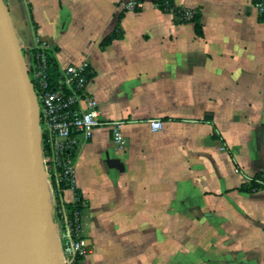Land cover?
<instances>
[{
  "label": "crops",
  "instance_id": "crops-1",
  "mask_svg": "<svg viewBox=\"0 0 264 264\" xmlns=\"http://www.w3.org/2000/svg\"><path fill=\"white\" fill-rule=\"evenodd\" d=\"M123 1L21 0L20 47L37 35L59 66L87 60L106 122L78 136L59 198L84 201L81 264H264V187L239 190L264 171V18L254 0H172L199 13L197 34L151 0Z\"/></svg>",
  "mask_w": 264,
  "mask_h": 264
},
{
  "label": "water",
  "instance_id": "water-1",
  "mask_svg": "<svg viewBox=\"0 0 264 264\" xmlns=\"http://www.w3.org/2000/svg\"><path fill=\"white\" fill-rule=\"evenodd\" d=\"M19 12L25 18L21 0ZM123 170L119 159L106 157ZM47 172L38 105L10 12L0 0V264H64Z\"/></svg>",
  "mask_w": 264,
  "mask_h": 264
},
{
  "label": "built area",
  "instance_id": "built-area-1",
  "mask_svg": "<svg viewBox=\"0 0 264 264\" xmlns=\"http://www.w3.org/2000/svg\"><path fill=\"white\" fill-rule=\"evenodd\" d=\"M157 6L154 0H151ZM253 6L260 18H264V0H254ZM124 10L141 11L144 8V0H125L122 2ZM169 11L176 14L181 22H191L196 10L193 8L174 7ZM22 49V48H21ZM33 49L35 54L30 56L27 71H30V81L38 105L39 130L41 138L42 161L47 172V179L56 189L60 198V183L63 182L69 188L73 187L74 161L70 151L78 144V136L87 139L93 130L106 122L99 119L97 101L85 91L91 71L87 60L77 64L69 63L63 67L59 66L58 76L52 79L48 73L46 53L53 51L46 41L37 35L29 51ZM113 139L123 142L122 136L117 129L119 123H115ZM152 130L161 128V121L153 119L150 121ZM42 137L48 146L50 154L44 155L42 148ZM239 172V169H235ZM251 178L248 179L250 181ZM259 182V181H257ZM261 183L264 184V181ZM60 212L62 214V234L59 241L64 264H81L83 257L89 252L84 244L78 221L71 227L67 219L62 203ZM84 206V205H83ZM80 212V211H79Z\"/></svg>",
  "mask_w": 264,
  "mask_h": 264
},
{
  "label": "trees",
  "instance_id": "trees-1",
  "mask_svg": "<svg viewBox=\"0 0 264 264\" xmlns=\"http://www.w3.org/2000/svg\"><path fill=\"white\" fill-rule=\"evenodd\" d=\"M157 4V7L162 9V10H167L169 11V8L173 5L172 0H154ZM177 14V13H176ZM176 14H173L176 22H181ZM191 22L194 23L195 26V31L197 34H201V26H200V22H199V13L196 11V13L194 14ZM120 33L118 32V30L113 31L111 34L107 35L102 41H101V46H106L107 44H109L110 42H112L114 39H118L120 38ZM22 50V49H21ZM54 50L53 51H47L46 53V59H47V66H48V73L50 75V77L52 79H56V77L58 76V69H59V65L55 59L54 56ZM31 56H33L35 54V51L33 49L30 50ZM28 76L30 77V71H27ZM31 82H33V80H31ZM42 148H43V154L44 155H48L50 154L49 148L48 146L45 144V139L44 137H42ZM75 152H76V147H74L71 151H70V156L72 158V160L74 161L75 158ZM259 181V182H257ZM262 181H264V171L256 173L249 182L247 183H243L241 184V186L239 187V190L241 191H246V192H250L253 190H257L259 188L264 187V184L261 183ZM69 188L67 185H65L63 182L60 183V190L61 192L64 189ZM73 188V187H72ZM61 194V193H60ZM74 194H75V200L72 203H62V208L63 211L67 217V219L69 220V222L71 223V227L74 229V226L76 225L77 221H78V214L79 211L83 208L84 205V201L80 195V193L77 190H74ZM54 198L56 201V207L54 210H52L51 214H52V218L53 221L57 227V224L60 222L61 227H62V214L60 212V202H59V193L56 189H54ZM78 264V263H75Z\"/></svg>",
  "mask_w": 264,
  "mask_h": 264
},
{
  "label": "rangeland",
  "instance_id": "rangeland-1",
  "mask_svg": "<svg viewBox=\"0 0 264 264\" xmlns=\"http://www.w3.org/2000/svg\"><path fill=\"white\" fill-rule=\"evenodd\" d=\"M3 1L5 2V4H7L8 10L10 12V17H11V20H12V23H13V26H14V31L16 33L17 40H18L19 30H20V23L22 22L23 19H21L18 16V12H17L16 8L8 0H3ZM22 54H23V58H24L25 63L27 65H29V63H30V56H29L30 53H29V51L25 50V49H22ZM48 185H49V192H50V202H51V205H52V210H54L55 207H56V201H55V198H54V192H53L52 186L50 185L49 182H48ZM56 234H57L58 239L60 241L61 234H62V228H61L60 222L57 224Z\"/></svg>",
  "mask_w": 264,
  "mask_h": 264
}]
</instances>
